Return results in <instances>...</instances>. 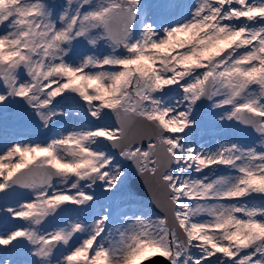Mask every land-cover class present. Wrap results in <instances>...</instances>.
I'll list each match as a JSON object with an SVG mask.
<instances>
[{"label":"snow or ice","instance_id":"snow-or-ice-1","mask_svg":"<svg viewBox=\"0 0 264 264\" xmlns=\"http://www.w3.org/2000/svg\"><path fill=\"white\" fill-rule=\"evenodd\" d=\"M0 133V264H264V0H0Z\"/></svg>","mask_w":264,"mask_h":264},{"label":"rangeland","instance_id":"rangeland-1","mask_svg":"<svg viewBox=\"0 0 264 264\" xmlns=\"http://www.w3.org/2000/svg\"><path fill=\"white\" fill-rule=\"evenodd\" d=\"M204 142L211 143V137L210 136H206ZM0 143H2V133H0Z\"/></svg>","mask_w":264,"mask_h":264},{"label":"water","instance_id":"water-1","mask_svg":"<svg viewBox=\"0 0 264 264\" xmlns=\"http://www.w3.org/2000/svg\"><path fill=\"white\" fill-rule=\"evenodd\" d=\"M145 192H147V189H145Z\"/></svg>","mask_w":264,"mask_h":264}]
</instances>
